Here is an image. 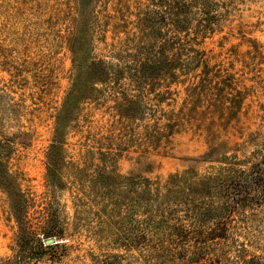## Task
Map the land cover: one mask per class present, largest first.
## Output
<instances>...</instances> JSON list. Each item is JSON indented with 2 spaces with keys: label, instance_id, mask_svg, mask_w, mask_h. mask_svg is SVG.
Listing matches in <instances>:
<instances>
[{
  "label": "rangeland",
  "instance_id": "1",
  "mask_svg": "<svg viewBox=\"0 0 264 264\" xmlns=\"http://www.w3.org/2000/svg\"><path fill=\"white\" fill-rule=\"evenodd\" d=\"M263 158L264 0H0V264L264 262Z\"/></svg>",
  "mask_w": 264,
  "mask_h": 264
},
{
  "label": "trees",
  "instance_id": "2",
  "mask_svg": "<svg viewBox=\"0 0 264 264\" xmlns=\"http://www.w3.org/2000/svg\"><path fill=\"white\" fill-rule=\"evenodd\" d=\"M241 176L245 183L244 186L246 187V189L244 190V193L246 195L244 196L243 195L244 193L241 194L238 192H236L237 197L231 195L232 197L228 199L225 203L226 207L224 206V209L227 213L231 211L230 210L231 207L236 208L235 206H237L239 196L246 197L245 199L242 198V200H244L247 206L260 205L264 201V158L252 162L251 166L246 172L242 171ZM231 188L235 189L233 187ZM228 190L231 193L230 188H228ZM226 195L230 196L227 193ZM21 229L23 232L21 235L23 239V245L26 244L28 239H31L33 236L35 241L38 243V245L42 244L41 240L39 239V234H40L39 232L30 231L25 227L23 228L21 227ZM42 235L44 238H48L50 236V235L44 236L45 234L43 230H42ZM215 236H219V235H215ZM46 247H51V245H46ZM253 264H264V262H262L260 258L257 257L256 260L253 262Z\"/></svg>",
  "mask_w": 264,
  "mask_h": 264
},
{
  "label": "water",
  "instance_id": "3",
  "mask_svg": "<svg viewBox=\"0 0 264 264\" xmlns=\"http://www.w3.org/2000/svg\"><path fill=\"white\" fill-rule=\"evenodd\" d=\"M45 243H46V244H53L54 241H53V239H51V238H47V239L45 240Z\"/></svg>",
  "mask_w": 264,
  "mask_h": 264
}]
</instances>
